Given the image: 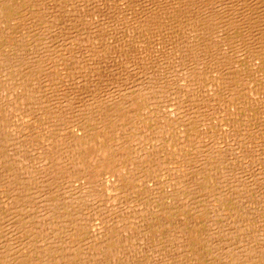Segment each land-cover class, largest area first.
Wrapping results in <instances>:
<instances>
[{
	"label": "bare ground",
	"instance_id": "1",
	"mask_svg": "<svg viewBox=\"0 0 264 264\" xmlns=\"http://www.w3.org/2000/svg\"><path fill=\"white\" fill-rule=\"evenodd\" d=\"M0 264H264V0H0Z\"/></svg>",
	"mask_w": 264,
	"mask_h": 264
}]
</instances>
